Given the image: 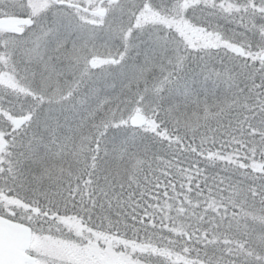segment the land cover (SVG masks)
<instances>
[{
	"label": "snow or ice",
	"instance_id": "1",
	"mask_svg": "<svg viewBox=\"0 0 264 264\" xmlns=\"http://www.w3.org/2000/svg\"><path fill=\"white\" fill-rule=\"evenodd\" d=\"M0 264H264V0H0Z\"/></svg>",
	"mask_w": 264,
	"mask_h": 264
}]
</instances>
